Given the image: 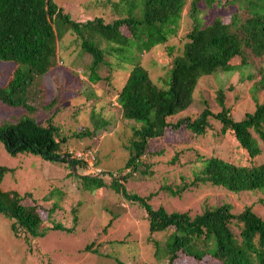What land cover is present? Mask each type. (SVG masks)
Wrapping results in <instances>:
<instances>
[{
	"label": "trees",
	"instance_id": "obj_1",
	"mask_svg": "<svg viewBox=\"0 0 264 264\" xmlns=\"http://www.w3.org/2000/svg\"><path fill=\"white\" fill-rule=\"evenodd\" d=\"M215 3L224 9L230 6L233 11L228 18L218 16L207 24L198 14L203 12L202 7L209 9ZM117 4V18L106 21L96 16L81 22L73 20L54 0H0V61L14 64L0 86V104L23 108L31 116L0 127V142L11 156L31 154L70 168L82 165L90 169L74 153L62 157L67 138L52 116L45 124L37 120L38 115L48 114L60 104L58 97L46 101L43 77L58 65L59 43L67 34H74L80 53L91 57L88 81L95 83L104 75V82L112 88L104 95L115 96L130 131L123 144L129 155L124 165L127 174L117 178L111 171L104 173L111 180L109 184L96 176L79 177L95 180L98 189H114L130 205L141 209L149 233L162 235L159 240L149 239L159 263L177 264L189 258L198 264H264V217L254 211V205L237 213L228 203L205 206L201 213L192 215L150 203L160 191L179 196L190 187L203 185L234 195L251 194L258 198L256 203L264 204V0H192L193 25L182 52L173 55L168 49L169 61L158 81L153 80L141 58L177 34L186 0H118ZM121 72H126V79L116 87ZM223 73L229 77L236 74L239 83L251 84L254 110L235 119L219 89V112L205 108L198 115L185 116L198 81ZM216 123L219 131L211 136L233 144L237 149L233 156H206L190 148L188 152L193 151L194 156L186 161L193 166L188 184L176 189L162 186L143 197L127 190L126 184L135 178L133 173L144 166L141 158L163 154L151 147L165 140L168 128L184 129L192 139L199 140L207 138ZM100 124H95V131L87 128L74 136L92 138L97 131L106 132L108 122ZM183 153L176 152L169 164H179ZM152 167L146 165L140 174L152 177ZM2 179L0 168V184ZM63 197L62 192L49 191L43 197L44 202H51L46 210L36 201L24 204L23 197L0 189V214L14 220L13 230L20 226L31 238L44 237L50 231L71 233L78 223L80 202L71 210L73 226L51 219L60 211Z\"/></svg>",
	"mask_w": 264,
	"mask_h": 264
},
{
	"label": "rangeland",
	"instance_id": "obj_2",
	"mask_svg": "<svg viewBox=\"0 0 264 264\" xmlns=\"http://www.w3.org/2000/svg\"><path fill=\"white\" fill-rule=\"evenodd\" d=\"M54 1L75 21L85 22L96 16L111 21L119 14L116 7L118 0ZM220 1L224 3L225 0ZM191 2L192 0H186L177 34L169 38L165 45L156 47L141 58L154 81L164 76L163 66L169 61L168 49H171L173 55L182 52L187 40L185 36L193 25L190 17ZM201 9L203 12L198 16L203 17L207 24L218 16L228 18L233 11L230 6L224 9L217 3L209 9L205 7ZM90 62L91 57L88 54L80 53L76 36L67 34L59 43L58 65L43 77L46 101L58 97L60 104L50 113L38 115L37 120L45 124L52 116L54 122L62 129L63 135L67 138L61 149L62 157L67 152L94 150L93 169L82 165L70 168L65 163L44 160L31 154L11 156L4 148V143L0 142V168L3 169L0 189L15 192L23 197L24 204H32L36 201L46 210L51 207V202H44L43 197L51 190L62 192L64 197L60 203V211L57 215L51 216V219L67 227L73 226L71 210L80 202L78 223L71 233L50 231L44 237L31 238L20 226L13 230L14 220L5 214H0V264H163L154 258L152 243L149 241L150 236L159 240L162 235L149 233L148 222L141 209L130 205L114 189L110 187L98 189L95 180L90 182L79 177L96 176L109 184L111 180L108 174L104 173L111 171L120 178L128 172L124 165L129 155L123 144L129 137V127L121 118L115 96L106 98L104 95L112 91V88L104 82V75L95 83L88 81ZM13 66L12 62L0 61V86L5 83ZM126 75V72L117 75L116 87L121 86ZM250 87L251 84L239 83L236 74L230 77L225 73L203 77L198 81L193 102L184 115H198L205 108L214 113L219 112L221 108L218 103V90L222 89L225 106L231 108L230 113L235 119H239L246 112L254 110V103L249 93ZM28 117L31 116L23 108L0 104V127L15 124L19 119ZM179 117L174 118L173 121ZM103 121L108 122L106 132L97 131L92 138L74 136V133L87 128L95 131V124ZM218 131L219 125L216 123L207 138L194 140L184 129L176 131L168 128L165 140L151 147L155 152L163 151V154L154 157L143 156L141 159L144 166H140L139 171L133 173L135 178L128 181L127 190L143 197L157 192L162 186L176 189L182 187L184 183L188 184L192 178L193 166L186 161L193 159L194 156L193 151L188 152L190 148L206 156L211 154L226 158L233 156L237 150L233 144L219 141L218 138L214 140L215 137L211 136ZM181 151H184L179 157L181 162L170 165V159L176 152ZM151 164H153L151 170L154 172L152 177L140 174V171L146 169V165ZM257 199L251 194L234 195L220 188L202 185L190 187L179 196L160 191L152 197L150 203L154 207L163 206L168 211H187L192 215L201 213L205 206L228 203L232 206L233 212L237 213L245 206L254 205V211L260 217H264V204L256 203ZM42 218L46 219L45 211H42ZM109 221L111 224L108 226ZM93 242L96 244L95 247L94 244L90 246ZM99 244L102 246L99 247ZM87 246L91 249L87 250ZM95 248L96 252H93ZM177 264L198 263L183 258Z\"/></svg>",
	"mask_w": 264,
	"mask_h": 264
},
{
	"label": "built area",
	"instance_id": "obj_3",
	"mask_svg": "<svg viewBox=\"0 0 264 264\" xmlns=\"http://www.w3.org/2000/svg\"><path fill=\"white\" fill-rule=\"evenodd\" d=\"M74 157L77 159H83L87 163L90 169H93L94 165V150L90 149L89 151H79L74 153ZM91 166V167H90ZM99 172V171H98Z\"/></svg>",
	"mask_w": 264,
	"mask_h": 264
}]
</instances>
